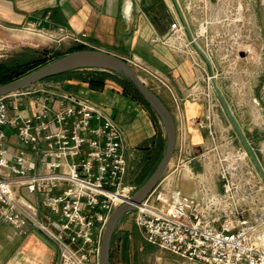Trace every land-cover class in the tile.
Here are the masks:
<instances>
[{"label":"built area","instance_id":"obj_1","mask_svg":"<svg viewBox=\"0 0 264 264\" xmlns=\"http://www.w3.org/2000/svg\"><path fill=\"white\" fill-rule=\"evenodd\" d=\"M183 19L171 25L174 40L188 34ZM85 37L76 43L88 46ZM195 87L189 97L200 102ZM232 148L225 143L213 150L222 192L186 196L161 181L138 207L135 223L149 244L198 264H264V234L245 217L237 196L254 177L239 173L250 156ZM127 173L124 133L104 109L37 85L0 99V224L34 228L57 249L55 264H99L109 218L133 197Z\"/></svg>","mask_w":264,"mask_h":264},{"label":"crops","instance_id":"obj_2","mask_svg":"<svg viewBox=\"0 0 264 264\" xmlns=\"http://www.w3.org/2000/svg\"><path fill=\"white\" fill-rule=\"evenodd\" d=\"M181 19L174 0H0V27L9 32L23 29L44 39L60 37L75 45L74 48L85 47L76 43V39L85 35L88 50L136 61L163 76L169 87L162 89V94L156 93L175 118L177 147L162 182L186 196L200 195L202 189L219 193L222 185L213 161L215 155L205 153L211 150L214 140L208 128L195 124L207 121L206 106L189 97L199 82L195 66L198 59L194 55L193 60L189 58L196 53L187 49L188 34L181 35L179 40L171 38V25ZM90 74L63 80L56 92L87 100L116 121L125 136L129 174L141 170L139 167L144 164L143 170L152 169L167 147L161 122L141 103L125 96L123 89L109 79L103 88H91L85 80ZM229 107L241 127L252 122L251 113L241 112L234 101L229 100ZM258 112L259 131L252 134V140L247 138L252 148L256 147L253 149L264 169V105ZM238 142L233 127H229V145L235 150L242 148ZM254 182L253 177L237 196L243 200L245 217L252 224H260L262 233L264 215L252 210ZM27 197L29 202H35L33 197ZM57 257L55 246L34 228L0 224V264H55Z\"/></svg>","mask_w":264,"mask_h":264},{"label":"rangeland","instance_id":"obj_3","mask_svg":"<svg viewBox=\"0 0 264 264\" xmlns=\"http://www.w3.org/2000/svg\"><path fill=\"white\" fill-rule=\"evenodd\" d=\"M176 1L189 22L191 35L211 61L215 82L227 104L229 105V100H232L237 107L239 106L241 112L251 113L252 122L248 126H242V130L247 136L255 135L259 131L256 120L259 119L260 114L258 109L264 105V0H251V3L249 0ZM248 6L251 8L249 11ZM74 46L64 42L60 37L44 39L23 29L9 32L0 27V63L9 61L20 54H26L29 59H34L35 52L46 50L66 53ZM187 49L197 53L192 45ZM191 55L192 57L189 58L192 60L193 55L198 59L196 68L199 71V82L196 85L200 87V102L206 106L207 110V121L202 124L209 129L215 141L212 142L215 144L211 146V150L205 151V153H211L212 157L215 155L213 151L215 145L219 147L226 143L229 146V127L233 125L213 89L210 68L198 54ZM145 68L153 75L157 73L158 79L144 71H138L137 74L150 88L162 94V89L169 87L167 80L163 76L160 78L159 73L152 68ZM61 82L63 80L42 82L37 87L56 92ZM252 114L255 117H252ZM233 131L234 137L244 149L234 127ZM253 148L256 147L253 146ZM164 155L165 149L157 164L152 169H148L147 179L143 183L140 179L143 178L144 171H147L143 170L146 167L145 164L139 167L141 170L128 173L127 184L135 188L132 196L150 178ZM247 159L248 169L241 168L239 173L245 179L246 172L253 173L255 186L252 190V210L264 215V184L250 157ZM213 161L218 168V179L222 184L220 163L216 155ZM226 164L228 163L224 162L223 166L226 167ZM136 216L137 211L129 213L119 226V231L128 232L131 235L127 254L123 249L120 251L116 249L114 258L116 264H198L149 244L136 226ZM122 226L124 228H121ZM262 226L264 228V223Z\"/></svg>","mask_w":264,"mask_h":264},{"label":"water","instance_id":"obj_4","mask_svg":"<svg viewBox=\"0 0 264 264\" xmlns=\"http://www.w3.org/2000/svg\"><path fill=\"white\" fill-rule=\"evenodd\" d=\"M174 2L179 10L176 0H174ZM183 23L193 47L207 63L210 68V73L213 76V69L210 60L199 45L194 41L184 19ZM81 70L104 71L117 74L128 79L136 87L138 92L158 117L164 128L167 139L165 155L156 170L127 203L121 205L114 211L107 222L100 245L99 264H111L110 256L113 239L123 218L129 213L137 211L138 207L148 200L151 194L161 183L169 169L177 147V125L175 118L167 105L163 102L159 95L140 78L127 60L100 50H81L66 54L18 80L2 85L0 86V99L38 85L50 78ZM212 84L217 97L219 98L230 122L243 144L244 149L250 156V159L264 184V169L257 154L252 148L247 135L239 125L235 115L231 111L214 79L212 80Z\"/></svg>","mask_w":264,"mask_h":264},{"label":"trees","instance_id":"obj_5","mask_svg":"<svg viewBox=\"0 0 264 264\" xmlns=\"http://www.w3.org/2000/svg\"><path fill=\"white\" fill-rule=\"evenodd\" d=\"M81 50H88V48L85 47H75L71 49L70 51L66 53H58L55 51H42V52H35V58L29 59L26 54H20L16 56L15 58L0 63V86L11 83L15 80H18L22 78L23 76L59 59L60 57L76 52ZM95 72V73H93ZM86 73H91V76H88V78L85 77L86 82H89L91 88L98 90L105 86L106 80H111L115 82L117 85H119L123 89V94L127 97H130L137 102L141 103L143 106H145L149 111L152 112V114L158 119V117L155 115L153 110L150 108V106L147 104V102L144 100V98L141 96V94L138 92L136 87L126 78L109 73L104 71H98V70H81L76 71L72 73H68L65 75L57 76L54 78H50L44 82L52 81V80H66L70 78H75L81 75H85ZM93 73V74H92ZM90 77V78H89ZM159 120V119H158ZM249 139H253L252 136H248ZM147 171H144L143 178L140 179L141 183H143L147 179ZM130 233L128 232H121L119 229L117 230L112 247H111V256L110 261L111 264H116L114 261L115 258V251L117 250H124V253L127 254V251L129 249L130 245Z\"/></svg>","mask_w":264,"mask_h":264}]
</instances>
